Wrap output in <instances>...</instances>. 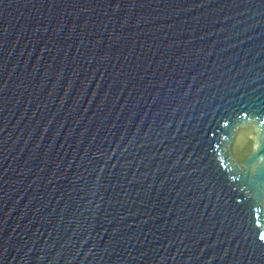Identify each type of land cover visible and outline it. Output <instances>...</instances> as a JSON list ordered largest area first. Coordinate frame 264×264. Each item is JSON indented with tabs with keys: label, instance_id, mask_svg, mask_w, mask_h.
I'll return each mask as SVG.
<instances>
[{
	"label": "water",
	"instance_id": "1",
	"mask_svg": "<svg viewBox=\"0 0 264 264\" xmlns=\"http://www.w3.org/2000/svg\"><path fill=\"white\" fill-rule=\"evenodd\" d=\"M264 0H0V264H264Z\"/></svg>",
	"mask_w": 264,
	"mask_h": 264
},
{
	"label": "snow or ice",
	"instance_id": "2",
	"mask_svg": "<svg viewBox=\"0 0 264 264\" xmlns=\"http://www.w3.org/2000/svg\"><path fill=\"white\" fill-rule=\"evenodd\" d=\"M261 239L264 240V235L261 236Z\"/></svg>",
	"mask_w": 264,
	"mask_h": 264
}]
</instances>
